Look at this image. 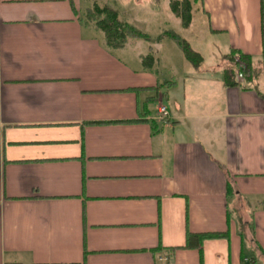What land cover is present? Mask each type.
<instances>
[{
	"label": "crops",
	"instance_id": "0c3cea01",
	"mask_svg": "<svg viewBox=\"0 0 264 264\" xmlns=\"http://www.w3.org/2000/svg\"><path fill=\"white\" fill-rule=\"evenodd\" d=\"M90 1L0 0V264H264V0H146L175 29L117 50Z\"/></svg>",
	"mask_w": 264,
	"mask_h": 264
},
{
	"label": "trees",
	"instance_id": "16d2710c",
	"mask_svg": "<svg viewBox=\"0 0 264 264\" xmlns=\"http://www.w3.org/2000/svg\"><path fill=\"white\" fill-rule=\"evenodd\" d=\"M169 9L172 14L178 18L181 22L182 28L186 29L190 26L192 22V12L195 0H168ZM85 24H91L95 29L100 31L105 39L106 47L112 50L121 49L127 43L129 39H148L139 33L130 24L123 21L117 10L111 8L108 5L99 6L93 3L91 7L85 11ZM163 37H168L176 41L183 53L184 58L192 66L197 67L201 63V57L195 53L187 42L178 38L177 35L173 33H165L157 38V41ZM230 61L233 68H236V60L238 59L245 66V73L249 66V57L244 54H229ZM143 64L147 68L152 67V58L147 56L142 59ZM229 192V191H228ZM227 233H210L201 234L198 236L187 235L186 246L189 248L192 245V240H198L197 248L201 249V244L205 240H216V239H227ZM196 245V244H195Z\"/></svg>",
	"mask_w": 264,
	"mask_h": 264
},
{
	"label": "rangeland",
	"instance_id": "374dc122",
	"mask_svg": "<svg viewBox=\"0 0 264 264\" xmlns=\"http://www.w3.org/2000/svg\"><path fill=\"white\" fill-rule=\"evenodd\" d=\"M165 1L166 0H163V2L162 0L160 1L163 4V7H164ZM93 2H99L100 6L104 5V2L101 0H91L88 3L91 4L90 6H92ZM116 7L121 11H125L129 15L128 17L124 16L121 19H123L124 21H127L131 25L136 24L134 26L137 30L142 31L143 33H145L146 35H149L150 37H155L162 31H169L170 29L171 30L175 29L173 25H169V26L163 25L162 26L161 23L158 25L156 21H154L151 18L152 15L149 13L150 6L148 7L146 0H139L138 3H136V0H116ZM167 9L169 10L168 6L166 7V10ZM194 14L196 15V12ZM196 17L197 15L195 16V18ZM84 19L85 17H83V21ZM205 47L207 48L208 45Z\"/></svg>",
	"mask_w": 264,
	"mask_h": 264
},
{
	"label": "built area",
	"instance_id": "2783aa9c",
	"mask_svg": "<svg viewBox=\"0 0 264 264\" xmlns=\"http://www.w3.org/2000/svg\"><path fill=\"white\" fill-rule=\"evenodd\" d=\"M236 80L242 81L244 79V73H245V66L243 63H241L238 59L236 60ZM158 121H165L167 118V110L164 105L159 103L158 105Z\"/></svg>",
	"mask_w": 264,
	"mask_h": 264
}]
</instances>
